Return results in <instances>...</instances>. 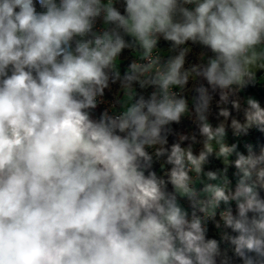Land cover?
<instances>
[{
	"label": "clouds",
	"instance_id": "9594fccd",
	"mask_svg": "<svg viewBox=\"0 0 264 264\" xmlns=\"http://www.w3.org/2000/svg\"><path fill=\"white\" fill-rule=\"evenodd\" d=\"M262 79L264 0H0V264H264Z\"/></svg>",
	"mask_w": 264,
	"mask_h": 264
},
{
	"label": "trees",
	"instance_id": "16d2710c",
	"mask_svg": "<svg viewBox=\"0 0 264 264\" xmlns=\"http://www.w3.org/2000/svg\"><path fill=\"white\" fill-rule=\"evenodd\" d=\"M165 54H167L166 50L164 52ZM125 56L128 55L127 52H125L124 54ZM198 56V53H196V51L194 50L192 55L189 57L190 60L192 59H195V57ZM261 84H259V82L253 87V86H250L248 89H247V92L246 93H249V92H252V91H256L257 95H256V98L257 99H260L261 102H262V105H264V93L262 92H259L258 91V88ZM111 97V96H109ZM189 124V121L187 119L184 120L183 124L180 126V130H184V128ZM250 137L252 138V142L254 144H264V133H260L259 131H255L253 130Z\"/></svg>",
	"mask_w": 264,
	"mask_h": 264
},
{
	"label": "rangeland",
	"instance_id": "374dc122",
	"mask_svg": "<svg viewBox=\"0 0 264 264\" xmlns=\"http://www.w3.org/2000/svg\"><path fill=\"white\" fill-rule=\"evenodd\" d=\"M259 84H261V85L259 86L258 91L264 93V79L259 81ZM245 94L246 95H253L254 97H256V95H257L256 91H252V92L245 93Z\"/></svg>",
	"mask_w": 264,
	"mask_h": 264
},
{
	"label": "built area",
	"instance_id": "2783aa9c",
	"mask_svg": "<svg viewBox=\"0 0 264 264\" xmlns=\"http://www.w3.org/2000/svg\"><path fill=\"white\" fill-rule=\"evenodd\" d=\"M165 54V53H164ZM135 55V54H134ZM166 55V54H165ZM109 99H111V97H109ZM249 141L252 142V138L248 137ZM253 143V142H252Z\"/></svg>",
	"mask_w": 264,
	"mask_h": 264
}]
</instances>
